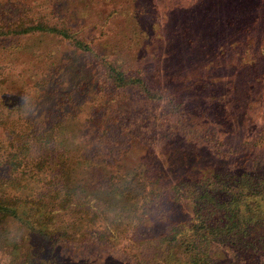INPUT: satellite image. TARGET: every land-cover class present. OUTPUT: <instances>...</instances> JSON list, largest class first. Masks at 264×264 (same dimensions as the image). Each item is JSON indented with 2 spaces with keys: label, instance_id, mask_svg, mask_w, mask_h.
<instances>
[{
  "label": "trees",
  "instance_id": "obj_1",
  "mask_svg": "<svg viewBox=\"0 0 264 264\" xmlns=\"http://www.w3.org/2000/svg\"><path fill=\"white\" fill-rule=\"evenodd\" d=\"M9 2L0 264H80L73 257L91 246H105V264H264V0H105L104 54L45 13V0L19 15ZM25 37H57L100 61L121 93L102 98L105 124L164 104L185 129L156 146L133 137L110 159L101 140L47 124L36 96L9 88L8 66L24 49L56 65V49Z\"/></svg>",
  "mask_w": 264,
  "mask_h": 264
},
{
  "label": "rangeland",
  "instance_id": "obj_2",
  "mask_svg": "<svg viewBox=\"0 0 264 264\" xmlns=\"http://www.w3.org/2000/svg\"><path fill=\"white\" fill-rule=\"evenodd\" d=\"M9 1L13 3L9 8L10 14L19 15L24 11L25 3L33 0ZM9 1L0 0V8L9 5ZM45 1L47 2L43 8L45 13L62 18L64 20L62 23L75 32L78 31L79 36L89 42L95 52L105 53V27L102 26L105 0ZM22 42L39 50L48 47L56 49L57 60H54L56 65L50 61L37 63L31 55L33 49L29 52L26 49L21 50L24 52L19 51V58L8 64L9 88L16 83L24 85L25 92L30 97H37V112L43 121L47 124L48 122L68 124L79 131L77 140L90 144L101 140L110 159H114L120 150L127 147L133 137H138L146 145L156 146L165 141L174 130L185 129L184 122L168 116V109L164 104L142 107V110L133 112L134 114L118 116L116 121L105 124V105L102 98H105V93H121L111 87L105 69L97 58L74 50L68 42L57 37H46L43 43L39 44L38 38L25 37ZM4 44L10 48L13 45ZM137 100L129 98V101ZM92 126L98 127V130L94 134H87ZM75 257L73 258L78 259L80 264H84V261L86 264H105V246H91L87 250L83 249L80 255Z\"/></svg>",
  "mask_w": 264,
  "mask_h": 264
}]
</instances>
